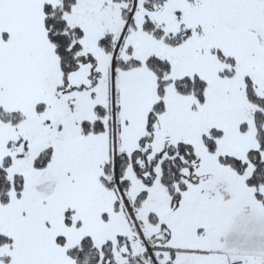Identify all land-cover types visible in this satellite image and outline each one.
<instances>
[{
    "label": "snow or ice",
    "instance_id": "obj_1",
    "mask_svg": "<svg viewBox=\"0 0 264 264\" xmlns=\"http://www.w3.org/2000/svg\"><path fill=\"white\" fill-rule=\"evenodd\" d=\"M0 264H264V0H0Z\"/></svg>",
    "mask_w": 264,
    "mask_h": 264
}]
</instances>
